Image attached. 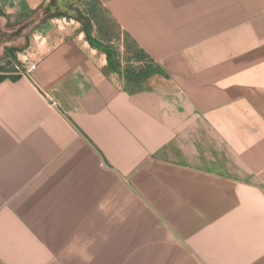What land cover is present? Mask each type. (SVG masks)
<instances>
[{
  "label": "crops",
  "instance_id": "0c3cea01",
  "mask_svg": "<svg viewBox=\"0 0 264 264\" xmlns=\"http://www.w3.org/2000/svg\"><path fill=\"white\" fill-rule=\"evenodd\" d=\"M0 264H264V0H0Z\"/></svg>",
  "mask_w": 264,
  "mask_h": 264
},
{
  "label": "rangeland",
  "instance_id": "374dc122",
  "mask_svg": "<svg viewBox=\"0 0 264 264\" xmlns=\"http://www.w3.org/2000/svg\"><path fill=\"white\" fill-rule=\"evenodd\" d=\"M79 19L82 20L81 17H79ZM55 25V27L59 30L67 28L75 30L76 27H79L80 29L83 27V24L79 23L78 20L71 21L69 19L59 20L58 22H55ZM110 27L112 28V35L114 37H118L120 33L115 30L113 25H110ZM105 41H108L107 46L111 47V56L120 72L134 77H140L142 79H149L147 80L148 83H150L152 79H157V76H155L156 70L154 69V66L135 45H131L126 40L123 44L124 48L121 49V45L118 42L110 44L113 40L109 38L105 39Z\"/></svg>",
  "mask_w": 264,
  "mask_h": 264
},
{
  "label": "water",
  "instance_id": "95a60500",
  "mask_svg": "<svg viewBox=\"0 0 264 264\" xmlns=\"http://www.w3.org/2000/svg\"><path fill=\"white\" fill-rule=\"evenodd\" d=\"M37 18L34 20H30L23 25H21L17 31L15 32V36H20L25 30H27L30 26L34 25L37 22Z\"/></svg>",
  "mask_w": 264,
  "mask_h": 264
},
{
  "label": "built area",
  "instance_id": "2783aa9c",
  "mask_svg": "<svg viewBox=\"0 0 264 264\" xmlns=\"http://www.w3.org/2000/svg\"><path fill=\"white\" fill-rule=\"evenodd\" d=\"M35 64H28V66H27V72L28 73H31L34 69H35Z\"/></svg>",
  "mask_w": 264,
  "mask_h": 264
},
{
  "label": "trees",
  "instance_id": "16d2710c",
  "mask_svg": "<svg viewBox=\"0 0 264 264\" xmlns=\"http://www.w3.org/2000/svg\"><path fill=\"white\" fill-rule=\"evenodd\" d=\"M136 77V76H135ZM138 78H140V77H138Z\"/></svg>",
  "mask_w": 264,
  "mask_h": 264
}]
</instances>
